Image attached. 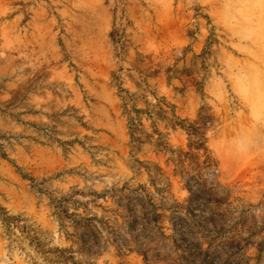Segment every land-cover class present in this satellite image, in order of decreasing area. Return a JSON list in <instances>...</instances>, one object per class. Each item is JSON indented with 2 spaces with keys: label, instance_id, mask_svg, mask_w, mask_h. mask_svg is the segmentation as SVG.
<instances>
[{
  "label": "rangeland",
  "instance_id": "1",
  "mask_svg": "<svg viewBox=\"0 0 264 264\" xmlns=\"http://www.w3.org/2000/svg\"><path fill=\"white\" fill-rule=\"evenodd\" d=\"M0 264H264V0H0Z\"/></svg>",
  "mask_w": 264,
  "mask_h": 264
}]
</instances>
